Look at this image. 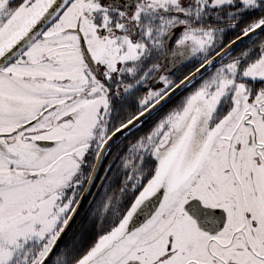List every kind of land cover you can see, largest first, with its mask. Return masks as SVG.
<instances>
[{
	"label": "snow or ice",
	"instance_id": "snow-or-ice-1",
	"mask_svg": "<svg viewBox=\"0 0 264 264\" xmlns=\"http://www.w3.org/2000/svg\"><path fill=\"white\" fill-rule=\"evenodd\" d=\"M0 264H264V0H0Z\"/></svg>",
	"mask_w": 264,
	"mask_h": 264
}]
</instances>
